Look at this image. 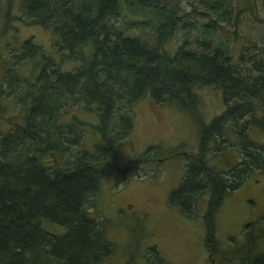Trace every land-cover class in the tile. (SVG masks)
<instances>
[{
  "label": "trees",
  "instance_id": "trees-1",
  "mask_svg": "<svg viewBox=\"0 0 264 264\" xmlns=\"http://www.w3.org/2000/svg\"><path fill=\"white\" fill-rule=\"evenodd\" d=\"M19 1L22 23L51 31L62 59L81 66L62 73L33 38H25L7 73L13 75L9 89L0 86V95L11 98L16 77L26 85L18 91L23 114L4 118L0 106V118L11 126L0 137V264H102L114 247L105 236L106 220L87 210L95 209L103 176L142 178L145 165L173 156H184L186 169L168 203L193 219L199 200L208 195L204 245L210 264H264V226H245L244 242L231 239L230 249L216 241V218L226 198L254 173L264 174V142L248 136L249 127L264 132V59L243 67L249 60L241 63L242 56L237 64L227 44L216 40L221 24L239 20L233 0ZM182 3L192 8V17ZM203 14L208 23L201 32L180 37L172 47L178 32L199 28L195 18ZM26 65L27 72L35 71L31 83L16 74ZM199 88L221 90L225 110L201 125L196 153L162 154L154 146L121 168L114 164L119 143L133 134L136 104L147 99L191 111ZM74 111L95 112L98 120L88 124ZM228 122L241 143L233 146L239 149L237 163L222 171L210 158L224 154L226 146L214 144L228 141L223 130ZM86 129L99 138L91 150ZM42 220L64 233L44 231ZM147 258L148 264H168L156 247Z\"/></svg>",
  "mask_w": 264,
  "mask_h": 264
},
{
  "label": "rangeland",
  "instance_id": "rangeland-1",
  "mask_svg": "<svg viewBox=\"0 0 264 264\" xmlns=\"http://www.w3.org/2000/svg\"><path fill=\"white\" fill-rule=\"evenodd\" d=\"M246 1L233 0V12L240 15L239 20L237 23L221 24L222 29L217 32L216 40L227 44L234 62L241 64L243 61L245 64L249 60L243 67L250 68L253 61L264 59V0H251L250 4H246ZM181 7L184 8L186 15L190 16L192 8L185 3H182ZM246 7H249L247 11L244 9ZM22 15L19 0H0V86L9 89L8 85L13 75L7 73H11L12 66L15 60L17 61L15 52L20 50L25 38H33L34 43L43 49L44 54L57 63L62 73L71 72L81 66L79 61L62 59V54L56 46L57 39L52 32L40 26L24 25ZM195 19L194 23L199 28L187 29L185 33L178 32L171 44L172 47L180 42V37L188 33L196 36L201 32L202 26L208 23V17L204 14ZM88 54L87 47L84 55ZM29 61L32 63L33 60ZM27 67L26 65L20 68L16 74L24 75L21 79L30 82L34 79L31 75H34L35 71L27 72L30 71ZM16 79V84H12L11 87L14 91L11 98L0 95L4 118L23 114L22 96H19L18 91L21 92L26 85L20 78ZM195 94L197 101L191 111H186L175 104L151 105L147 99L136 104L133 109V134L129 140L119 143L113 156L114 164L121 168L154 146L158 147V152L162 154L196 153L201 125H207L215 117L220 116L225 110V104L219 89L199 88L195 90ZM77 110L83 112L81 107ZM73 114L78 118L80 116L85 118L88 121L84 122L88 124H95L93 122L98 120L95 112L82 114L80 111H74ZM11 120L13 121V118ZM12 126L16 127L15 124ZM10 129V124L0 118V137L9 133ZM223 130L230 144L228 141L214 144V149L222 146L226 148L225 152L222 151L224 154L212 155L210 163L219 170L228 171L237 163L239 149L233 146H238L241 139L234 130L233 122H228ZM86 131V147L91 150L94 138L98 136L92 135L87 129ZM248 136L255 143L264 142V132L258 128L249 127ZM185 162L184 156H173L163 163L150 162L143 167L146 172L142 178L128 174L124 176L122 173L103 176L95 209L87 210L88 215L106 220L105 236L114 247L112 256L102 264H148L147 256L151 247H156L168 264H209L204 245L206 237L204 214L207 211L208 195L199 200L197 214L193 219L186 218L176 207L168 203L170 192L177 188L185 174ZM123 179L125 180L122 181ZM232 204L239 207L236 214L228 210ZM218 216L216 241L221 246L220 249L227 247L230 249L233 246L231 239L234 238L237 243H243L242 231L248 224L255 223L263 227L264 174L254 173L237 192L228 196ZM40 226L51 234L64 233L60 226L47 220H42ZM227 264L240 262L236 260Z\"/></svg>",
  "mask_w": 264,
  "mask_h": 264
},
{
  "label": "crops",
  "instance_id": "crops-1",
  "mask_svg": "<svg viewBox=\"0 0 264 264\" xmlns=\"http://www.w3.org/2000/svg\"><path fill=\"white\" fill-rule=\"evenodd\" d=\"M238 160V159H237ZM258 176V175H257ZM238 209H239V207H237V206H235V205H231L229 208H228V210L232 213V214H236L237 213V211H238ZM220 211V210H219ZM219 213V212H218ZM217 216H218V214H217ZM219 216H220V214H219ZM219 216H218V219H219ZM218 219L216 218V224L218 223Z\"/></svg>",
  "mask_w": 264,
  "mask_h": 264
},
{
  "label": "bare ground",
  "instance_id": "bare-ground-1",
  "mask_svg": "<svg viewBox=\"0 0 264 264\" xmlns=\"http://www.w3.org/2000/svg\"><path fill=\"white\" fill-rule=\"evenodd\" d=\"M35 14V13H34ZM37 14V13H36ZM31 19V18H30Z\"/></svg>",
  "mask_w": 264,
  "mask_h": 264
}]
</instances>
